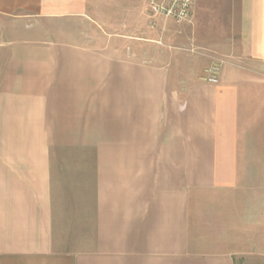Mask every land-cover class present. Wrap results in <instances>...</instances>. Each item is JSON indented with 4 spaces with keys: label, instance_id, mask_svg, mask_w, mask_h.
<instances>
[{
    "label": "crops",
    "instance_id": "obj_1",
    "mask_svg": "<svg viewBox=\"0 0 264 264\" xmlns=\"http://www.w3.org/2000/svg\"><path fill=\"white\" fill-rule=\"evenodd\" d=\"M192 1L0 0V264H264V0Z\"/></svg>",
    "mask_w": 264,
    "mask_h": 264
},
{
    "label": "built area",
    "instance_id": "obj_2",
    "mask_svg": "<svg viewBox=\"0 0 264 264\" xmlns=\"http://www.w3.org/2000/svg\"><path fill=\"white\" fill-rule=\"evenodd\" d=\"M192 8V0H145V11L152 27L156 26L157 20L163 23L169 20L176 23L190 22ZM218 75L219 66L212 65L205 71L204 80L211 84H217Z\"/></svg>",
    "mask_w": 264,
    "mask_h": 264
},
{
    "label": "rangeland",
    "instance_id": "obj_3",
    "mask_svg": "<svg viewBox=\"0 0 264 264\" xmlns=\"http://www.w3.org/2000/svg\"><path fill=\"white\" fill-rule=\"evenodd\" d=\"M144 10H145V8H144ZM146 12V11H145ZM180 30V32H183V29L182 28H180L179 29ZM183 34V33H182ZM177 45V43H173L172 41H169L168 43H167V45H163V44H161V46H159L158 45V47L161 49V51H162V53H164V52H170L171 50H173V47H175ZM178 49H180V51L181 52H183V54H184V45H183V41H181V43H180V47L178 48ZM194 53H196V52H194ZM200 59V58H199ZM221 62H219V60L217 59V58H214V57H210L209 58V64H208V67H211L212 65H216V64H220ZM204 73H205V71H204ZM205 78V74H203V76H202V80Z\"/></svg>",
    "mask_w": 264,
    "mask_h": 264
}]
</instances>
